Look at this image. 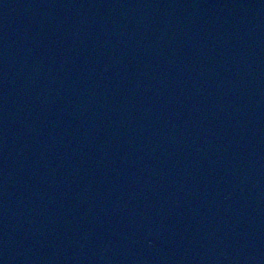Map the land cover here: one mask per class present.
<instances>
[{
	"label": "water",
	"instance_id": "obj_1",
	"mask_svg": "<svg viewBox=\"0 0 264 264\" xmlns=\"http://www.w3.org/2000/svg\"><path fill=\"white\" fill-rule=\"evenodd\" d=\"M0 264H264V0H0Z\"/></svg>",
	"mask_w": 264,
	"mask_h": 264
}]
</instances>
